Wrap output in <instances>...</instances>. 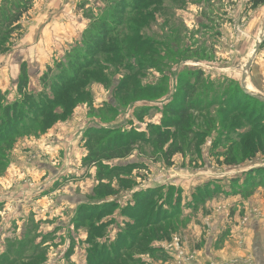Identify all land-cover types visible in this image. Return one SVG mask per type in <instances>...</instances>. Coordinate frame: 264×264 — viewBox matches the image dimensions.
I'll return each mask as SVG.
<instances>
[{"label": "rangeland", "instance_id": "374dc122", "mask_svg": "<svg viewBox=\"0 0 264 264\" xmlns=\"http://www.w3.org/2000/svg\"><path fill=\"white\" fill-rule=\"evenodd\" d=\"M133 3L30 0L20 29L0 40V113L20 106L23 67L26 94L38 102L57 98L46 117L27 116L20 106L25 126L8 144L0 119V264H89L91 253L112 255L117 245L124 256L118 264H236L231 254L245 248L251 223L261 232L264 155L239 139L252 126H264V4L148 0L130 14L118 10ZM101 21L109 27L103 46L109 54L98 55L79 75L83 79L52 94L55 78L64 74L58 69L74 74L89 59L85 45ZM187 84L197 85L188 92ZM66 92L70 100L61 97ZM198 98L201 105L190 115L192 128L205 134L203 144L198 153L167 161L166 147L145 141L163 128L171 108ZM233 104L239 109L229 119ZM91 128L146 135L128 157L101 162L108 170L130 166L129 174L98 181L99 168L85 162L84 134ZM230 148L228 166L219 155ZM101 183L114 193L99 197ZM148 194L159 223L149 229L157 239L144 245L143 230L131 227L141 210L135 197ZM258 244L262 257L264 244Z\"/></svg>", "mask_w": 264, "mask_h": 264}, {"label": "trees", "instance_id": "16d2710c", "mask_svg": "<svg viewBox=\"0 0 264 264\" xmlns=\"http://www.w3.org/2000/svg\"><path fill=\"white\" fill-rule=\"evenodd\" d=\"M151 1V0H149ZM132 5H128V7H125L124 4L122 8L121 4L118 7V10L120 9L121 12L130 14L131 11L133 12L136 9H139L141 5L148 2V0H133ZM30 0H1V5L3 8H0V40L7 39V36H9L12 32L17 31L20 29L19 25H17L21 20V17L23 14L27 12L28 6H29ZM251 8L255 9L259 7V5L264 4V0H250ZM96 35L95 36H89L86 42V57H89L88 60L82 59L81 66L77 67L74 74H66V70L60 68L58 71H64V74L67 75L66 77L64 74H61L60 76L56 77L54 81H58L57 83H53V85L50 87V91L52 94L59 95L60 92L68 89V87L72 84H74L78 79H83V76L85 74H82L80 78V74L82 71L89 69L93 67L95 62V58L102 54L107 55L108 49L106 47L103 48V46L106 44V39L109 33L107 29L109 27L107 26V23L105 21H101L96 23ZM99 31H103L102 33ZM138 42H142V39H139ZM145 45V42H143ZM261 47H264V39L262 40ZM114 47L109 48L110 52L112 51ZM116 53L117 60L120 59L119 53L113 49ZM74 66L75 63H72ZM71 66L70 68H73ZM75 69V68H73ZM21 77H20V84L18 86V91L20 94H24L22 101L20 102V106L26 107L28 109L27 116H31L34 118H37L39 115L40 117H46L44 116L45 111L49 110L51 106H53L54 103H56L57 98L55 97L53 101L49 100L42 95L41 99H45L46 101L42 100L38 102L36 98L30 94L25 93V87H27L26 83V74L24 67L21 70ZM201 76V75H200ZM200 76L197 78V82L200 79ZM65 77V78H64ZM62 81V83H61ZM196 82V83H197ZM232 84V83H231ZM197 84H187L184 88L186 91L191 92L195 90ZM187 92V93H188ZM77 93V92H76ZM240 93V92H238ZM237 93V94H238ZM67 95L62 96L65 100L71 99V92H66ZM242 94V92H241ZM187 95V94H186ZM190 94L188 95V97ZM197 100H200L199 98L195 100L196 105L192 104L191 101H189L187 104L188 106L179 108H171L169 111V118L164 119L161 123L160 127H156L153 132H151V136L148 139V141H145L146 135L142 133L134 132L133 130H130L128 132H123L120 130H106V129H94L91 128L87 130L84 134L86 137L85 140V146L88 151V155L86 156L85 162L86 164L97 166L99 168L98 170V181L101 182L102 179H108L111 176L119 175V174H129L130 172V166L126 167H115V169L108 170L106 167H102L101 162L102 161H114L122 160L130 155L132 152V148L137 146L138 143L142 142H151L153 141V144L156 149L166 147V152L164 153V157H166L167 161L170 160L174 155L176 154H184L185 152H195L198 153L199 149L198 147L203 144L204 141V135L201 131H195L193 127V120L191 119L190 110L197 109L201 104ZM209 105H213L212 102L209 103ZM17 105H13L9 108H3L4 112L2 114L0 113V119L1 122L4 124V129L2 130L1 134L5 137L2 139L4 144H8L10 142V139L22 128H24V124L20 123L23 119V113L22 110ZM203 109V108H202ZM239 109L238 104H233L232 108H230L228 111H226L228 118L233 115L237 110ZM12 113L11 117L9 115ZM2 116V117H1ZM30 117V118H31ZM234 121V120H233ZM233 121H230L233 123ZM15 124V127L11 128L12 132L11 134L5 136L4 131L9 129L11 125ZM19 127V128H18ZM258 135L260 138H256ZM264 133V126L263 127H253L248 130V132L241 134H244L243 137H241L240 141H248V143L251 145V147L255 150L254 152L261 151L264 155V138H261V134ZM9 136V137H8ZM151 140V141H150ZM0 141V142H2ZM240 143V142H239ZM234 144V143H232ZM222 146V145H221ZM259 149V150H258ZM223 156V163L225 165H232V159H233V152L232 148L229 149L227 154L225 155H219ZM218 156V157H219ZM167 165H171L169 162L166 163ZM219 164V163H218ZM111 175V176H110ZM242 188H238L236 190H231V193H235L238 191H241ZM152 191V193H154ZM230 192V191H229ZM95 193L98 194L99 197H108L111 196L113 192L112 188L108 184L101 183L96 189ZM212 195V193H211ZM151 194H148L146 198L142 199L141 197L136 196L135 202L140 207V211L136 212L134 215V226L131 227V230L134 229L137 230H143L144 233H140V237L142 240V244L149 245V243L152 241V239H157V236L155 238H151L149 234V229L155 228V230L158 228L157 225L159 223L158 220H153L152 213H151V203L150 197ZM205 196L207 197L208 194L205 192ZM141 201L139 202V200ZM150 206V208H149ZM109 208V206H107ZM110 208H114V205L110 206ZM105 210H102L100 212V216H96V219H101L102 215L104 214ZM84 216V215H81ZM87 219V217L85 218ZM154 221V222H153ZM136 236V234H135ZM150 236V237H149ZM122 236L120 235L119 239L121 240ZM137 238V237H136ZM159 238V237H158ZM131 244V242L129 243ZM116 251L110 255L108 251L105 252V250L101 251L102 255L97 257L94 256L92 253L90 255L89 264H118L119 262H122L124 260V256H120V248H118V245L116 246ZM125 247V246H124ZM124 249V248H123ZM116 262V263H115Z\"/></svg>", "mask_w": 264, "mask_h": 264}, {"label": "crops", "instance_id": "0c3cea01", "mask_svg": "<svg viewBox=\"0 0 264 264\" xmlns=\"http://www.w3.org/2000/svg\"><path fill=\"white\" fill-rule=\"evenodd\" d=\"M253 224L251 223L249 232L245 235V248L240 250L237 253H232V256H235L236 264H264V256H260V254L255 249L260 250L258 246L259 242L264 244V223L261 224V232L259 233L256 229L255 232L252 230ZM236 243V242H235ZM258 247V248H257ZM258 250V251H259ZM263 251V250H261ZM264 255V252H263ZM244 256H251L250 260H244ZM249 259V258H248ZM233 260V259H232Z\"/></svg>", "mask_w": 264, "mask_h": 264}, {"label": "water", "instance_id": "95a60500", "mask_svg": "<svg viewBox=\"0 0 264 264\" xmlns=\"http://www.w3.org/2000/svg\"><path fill=\"white\" fill-rule=\"evenodd\" d=\"M257 49H258V47H256V48H255L254 52H256V51H257Z\"/></svg>", "mask_w": 264, "mask_h": 264}, {"label": "bare ground", "instance_id": "6f19581e", "mask_svg": "<svg viewBox=\"0 0 264 264\" xmlns=\"http://www.w3.org/2000/svg\"><path fill=\"white\" fill-rule=\"evenodd\" d=\"M248 89H249V88H248ZM248 89H247V90H248Z\"/></svg>", "mask_w": 264, "mask_h": 264}]
</instances>
